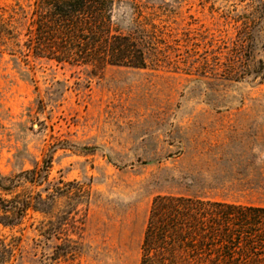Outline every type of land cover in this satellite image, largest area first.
<instances>
[{
  "label": "rangeland",
  "instance_id": "374dc122",
  "mask_svg": "<svg viewBox=\"0 0 264 264\" xmlns=\"http://www.w3.org/2000/svg\"><path fill=\"white\" fill-rule=\"evenodd\" d=\"M32 1L0 0V174L49 160L14 194L53 200L0 264H139L156 196L264 207V0H116L145 67L101 70L21 49Z\"/></svg>",
  "mask_w": 264,
  "mask_h": 264
},
{
  "label": "trees",
  "instance_id": "16d2710c",
  "mask_svg": "<svg viewBox=\"0 0 264 264\" xmlns=\"http://www.w3.org/2000/svg\"><path fill=\"white\" fill-rule=\"evenodd\" d=\"M115 1L33 0L21 49L33 58L94 70L108 65L144 68L139 42L114 29ZM48 163L10 177L0 174V191L11 196L19 183L39 186ZM47 200L53 195L0 196V225L19 224L28 209L39 210L38 204ZM139 264H264V207L156 196L148 210Z\"/></svg>",
  "mask_w": 264,
  "mask_h": 264
}]
</instances>
